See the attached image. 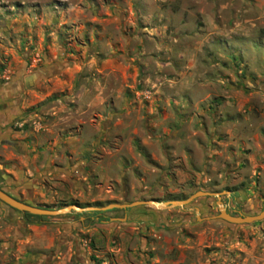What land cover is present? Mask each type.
<instances>
[{"label": "rangeland", "instance_id": "1", "mask_svg": "<svg viewBox=\"0 0 264 264\" xmlns=\"http://www.w3.org/2000/svg\"><path fill=\"white\" fill-rule=\"evenodd\" d=\"M0 188L133 204L0 202V264H264V219L208 220L214 197L136 211L264 209V0H0Z\"/></svg>", "mask_w": 264, "mask_h": 264}, {"label": "water", "instance_id": "2", "mask_svg": "<svg viewBox=\"0 0 264 264\" xmlns=\"http://www.w3.org/2000/svg\"><path fill=\"white\" fill-rule=\"evenodd\" d=\"M206 196L214 197L216 199L215 202L218 208V214L212 217H207L206 219L208 220H221L226 223L239 225V224H251L254 222L262 221L264 219V209L254 215H243L241 213H238L237 215L230 214L227 211L225 205L221 202L219 193H211L205 191H197L183 200H172L166 202L146 200V201L137 202L136 204H144L156 209L167 210L172 208H183L193 203L197 198L206 197ZM0 202L10 207L11 209L17 210L22 213H28L37 216H60L70 211L82 212L84 210H110L113 208L124 209L133 206V204L114 203L102 208H96V207L79 208L78 206L70 205L62 209L50 210L45 208H39L37 206H33L31 204L19 201L1 189H0ZM194 210L196 213H198V208H195Z\"/></svg>", "mask_w": 264, "mask_h": 264}, {"label": "crops", "instance_id": "3", "mask_svg": "<svg viewBox=\"0 0 264 264\" xmlns=\"http://www.w3.org/2000/svg\"><path fill=\"white\" fill-rule=\"evenodd\" d=\"M113 209L115 210V209H121V208H113ZM124 209H126V208H124ZM110 210H112V209H110ZM96 211L99 212V211H108V210H84L82 212H78V211H73V212L74 213H81V215L79 216L78 222L83 223L84 221H86L89 218L90 223H91V222H93L94 219L92 217L91 218L89 217V213L92 212L93 214H96ZM136 211H137V214H140V216L142 215L138 221L139 223H141V222H145L146 224L161 223V219H160L161 217L159 215V212L162 211V209H156V208H153V207L148 206V205L138 204L136 206ZM60 216H63V215H60ZM96 220H97V218H96ZM120 222H127V215H125L124 218L112 216V217H109L108 220H105V221L101 220L99 223H104V224L108 223L110 225V224H115V223H120Z\"/></svg>", "mask_w": 264, "mask_h": 264}, {"label": "flooded vegetation", "instance_id": "4", "mask_svg": "<svg viewBox=\"0 0 264 264\" xmlns=\"http://www.w3.org/2000/svg\"><path fill=\"white\" fill-rule=\"evenodd\" d=\"M8 140H1V143L2 144H7ZM1 189V188H0ZM2 190V189H1ZM17 199V198H15ZM18 200V199H17ZM20 201V200H19ZM25 203H28V202H25ZM28 204H31V203H28ZM32 205V204H31ZM34 206V205H33Z\"/></svg>", "mask_w": 264, "mask_h": 264}, {"label": "trees", "instance_id": "5", "mask_svg": "<svg viewBox=\"0 0 264 264\" xmlns=\"http://www.w3.org/2000/svg\"><path fill=\"white\" fill-rule=\"evenodd\" d=\"M15 211H17V210H15ZM27 215H29V214H27Z\"/></svg>", "mask_w": 264, "mask_h": 264}]
</instances>
